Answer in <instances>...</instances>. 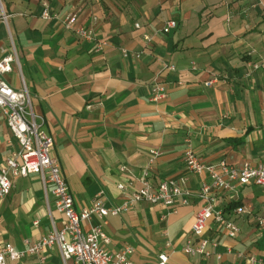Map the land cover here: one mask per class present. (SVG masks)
Masks as SVG:
<instances>
[{
	"label": "crops",
	"instance_id": "crops-1",
	"mask_svg": "<svg viewBox=\"0 0 264 264\" xmlns=\"http://www.w3.org/2000/svg\"><path fill=\"white\" fill-rule=\"evenodd\" d=\"M45 1L49 20L42 18ZM1 10L10 18L8 24L0 21V60L14 46L40 130L53 139L51 154L76 210L89 208L100 193L108 208L124 204L142 187L152 149L162 152L149 167L152 181L185 176L188 138L207 164L264 163V66L250 67L264 61L259 6L246 0H0ZM70 14L78 15V26L93 30V42L65 30L62 21ZM170 21L176 27L165 32ZM3 78L12 88L22 87L17 64ZM156 83L166 89L159 102L152 100ZM18 150L0 112V166ZM189 179L188 190L197 192L206 178ZM12 183L0 202V248L11 244L24 251L54 228L62 230L65 218L52 186L45 188L39 175ZM230 203L248 210L231 215L240 235L229 239L213 220L204 232L218 244L214 252L224 255L222 261L182 252L203 204L195 195L186 206L141 202L93 224L106 222L109 252L133 248L134 264H157L161 253L169 255L168 264H251L250 256L264 258V232L256 224L264 216V188L251 185L235 197L219 196L217 210ZM43 259L6 264H74L64 262L58 246Z\"/></svg>",
	"mask_w": 264,
	"mask_h": 264
},
{
	"label": "built area",
	"instance_id": "built-area-1",
	"mask_svg": "<svg viewBox=\"0 0 264 264\" xmlns=\"http://www.w3.org/2000/svg\"><path fill=\"white\" fill-rule=\"evenodd\" d=\"M253 6H261L264 10V0H246ZM44 11L42 18L51 19L48 11V3L43 2ZM10 16L3 10L0 11V21L8 24ZM65 30L73 32L78 38L85 42L94 41V32L91 28L78 26V15L70 14L63 19ZM139 27L138 25L136 26ZM176 27L174 21L166 24L165 32ZM150 40V38H146ZM104 44H98V51ZM128 52L124 51V56L128 57ZM139 58V54H134ZM13 64L19 68V76L22 83L20 89H15L4 80V76L13 72ZM264 66V61L260 64H251L253 71ZM18 54L12 46V53L0 60V112L5 122L19 143V150L14 152L0 166V202L10 195L13 188L12 180L26 177L30 174H37L41 177L45 188L52 186L57 211L64 216L65 224L62 230L53 229L48 236L40 241L29 244L24 251H17L11 244H5L0 248V264H6L7 260H20L25 257H39L42 261L43 254L58 246L64 262L73 260L74 264H134L130 261L134 249L126 247L119 252L111 253L106 249L111 243V239L103 229V222L94 225L95 218L104 220L109 215L118 216L128 212L129 209L141 202L151 204H161L166 207L179 203L186 206L191 203L193 195L202 201V207L195 215V220L191 229V235L182 248V252L190 257H200L206 260L215 258L217 261L223 260V254L215 253L218 247L216 242L204 237V232L208 222L213 220L215 224L221 225L229 239H236L241 228L232 220L226 219L223 210H217L218 197H235L241 188L246 186H257L264 188V163L253 165L246 163L241 167H235L220 162L211 165L201 160L195 153L191 140H186L184 161L187 174L178 178L152 181L149 175V167L161 155L158 149L150 150V165L143 171L140 178L142 187L135 191L120 206L106 207L103 200V193H100L93 204L86 209L76 210L73 195L64 177L62 176L59 161L52 156L53 139L40 130V123L33 108L32 96L25 84L24 77L20 70ZM174 70V67H169ZM211 81L207 85H211ZM166 98V89L156 83L152 90V100L162 101ZM189 176H205L201 188L197 192H191L187 188ZM120 190L125 191L123 185H119ZM177 212V210H173ZM236 215H244L248 210L238 207ZM38 223L36 222L35 225ZM90 226L85 230L84 225ZM256 224L264 232V216L256 217ZM169 246V244L167 245ZM227 254H232V249L227 250ZM238 259H243L244 254L238 253ZM251 264H264V258L250 256ZM169 255L161 253L158 255L157 264H168Z\"/></svg>",
	"mask_w": 264,
	"mask_h": 264
},
{
	"label": "trees",
	"instance_id": "trees-1",
	"mask_svg": "<svg viewBox=\"0 0 264 264\" xmlns=\"http://www.w3.org/2000/svg\"><path fill=\"white\" fill-rule=\"evenodd\" d=\"M240 207L239 203H230L228 204V207L224 210L226 219L231 220L233 219L231 215H233L235 212V210Z\"/></svg>",
	"mask_w": 264,
	"mask_h": 264
},
{
	"label": "rangeland",
	"instance_id": "rangeland-1",
	"mask_svg": "<svg viewBox=\"0 0 264 264\" xmlns=\"http://www.w3.org/2000/svg\"><path fill=\"white\" fill-rule=\"evenodd\" d=\"M259 8L264 12V10L262 9V7L261 6H259Z\"/></svg>",
	"mask_w": 264,
	"mask_h": 264
}]
</instances>
